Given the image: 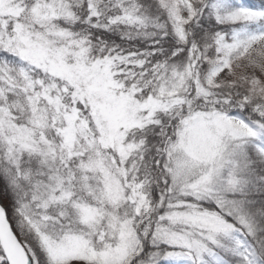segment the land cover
<instances>
[{
  "label": "snow or ice",
  "instance_id": "6c2138e0",
  "mask_svg": "<svg viewBox=\"0 0 264 264\" xmlns=\"http://www.w3.org/2000/svg\"><path fill=\"white\" fill-rule=\"evenodd\" d=\"M0 264H264V0H0Z\"/></svg>",
  "mask_w": 264,
  "mask_h": 264
}]
</instances>
